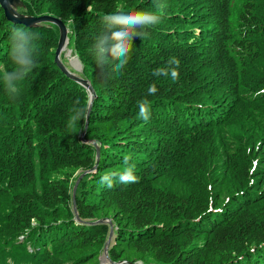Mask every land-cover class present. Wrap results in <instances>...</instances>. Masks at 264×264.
<instances>
[{
  "label": "trees",
  "instance_id": "trees-1",
  "mask_svg": "<svg viewBox=\"0 0 264 264\" xmlns=\"http://www.w3.org/2000/svg\"><path fill=\"white\" fill-rule=\"evenodd\" d=\"M22 2L18 12L67 26L95 96L81 137L89 94L54 62L58 26L11 22L0 6V72L13 67L14 27L39 34L18 96L0 80V264H100L110 228L100 218L113 225L114 264H264V0ZM156 3L161 21L133 38L127 64L100 68L90 48L102 18ZM171 57L179 79L153 75ZM126 154L138 182L102 187Z\"/></svg>",
  "mask_w": 264,
  "mask_h": 264
},
{
  "label": "clouds",
  "instance_id": "clouds-1",
  "mask_svg": "<svg viewBox=\"0 0 264 264\" xmlns=\"http://www.w3.org/2000/svg\"><path fill=\"white\" fill-rule=\"evenodd\" d=\"M157 11L136 10L133 12L118 8L102 18L103 30L95 37L90 52L94 55L97 65L103 68L109 65L111 71L119 73L127 64L129 53L134 37L143 38L147 35L145 29L158 24L163 16L165 5L156 3ZM89 10V9H87ZM39 34L23 26L14 27L10 35V59L13 67L10 70L0 72V80L3 81L5 91L11 98L18 96L21 82L28 73L35 69L37 64L35 41ZM167 67L154 70L155 76L170 77L172 81L179 79L180 60L176 57L169 58ZM149 95L157 92L155 84L148 87ZM138 115L145 122L150 119V103L147 99L138 101ZM71 120L82 118L83 109H74ZM130 156L123 157L125 167L118 172H105L100 176V185L106 188H113L119 184H130L138 182L139 177L135 175V166L130 164Z\"/></svg>",
  "mask_w": 264,
  "mask_h": 264
},
{
  "label": "water",
  "instance_id": "water-1",
  "mask_svg": "<svg viewBox=\"0 0 264 264\" xmlns=\"http://www.w3.org/2000/svg\"><path fill=\"white\" fill-rule=\"evenodd\" d=\"M22 5H23L22 0H0V6L3 9L4 15L7 18V20H9L11 22L21 23V24H24L26 26H37L41 22H51V23L58 26L60 33H59L58 44H57V47L55 49L54 62L56 63L57 67L65 75H67L70 79L74 80L75 82H77L81 86H83L89 94V102H88V107H87V112H86V120H85V127H86L88 115H89V112L91 109V104H92L93 98L95 96V91L87 79L80 77L76 72L70 71L61 61L60 55L66 49L65 46H67V44H68L66 26L64 25V23L59 18L50 16V15L44 14V15H40V16H33V15L22 14V13L18 12V7H20ZM77 60H78V58H77ZM78 64L80 66H79V69L75 68L76 71L81 70V63L79 60H78ZM91 142L96 146L95 162L97 163L99 160V147L95 143V141L92 140ZM95 167H96V165H94L91 169L84 171L81 174V176L88 171H92L93 169H95ZM81 176H79L77 178L75 185L73 187L74 190H75ZM73 210L75 212L76 218L79 219L77 216V213H76V207H75L74 200H73ZM103 221L108 222L110 228H109L108 238H107L105 246H104V250L102 252V255L100 256V264H114V262L110 261V259L108 257V253H107V246H108L109 242L111 241L112 235H113L112 223L110 222L109 219H105V218L99 219V220L94 221L92 223L96 224V223H101ZM123 262H121V263H123ZM128 264H130V263H128ZM131 264H140V263H131Z\"/></svg>",
  "mask_w": 264,
  "mask_h": 264
},
{
  "label": "rangeland",
  "instance_id": "rangeland-1",
  "mask_svg": "<svg viewBox=\"0 0 264 264\" xmlns=\"http://www.w3.org/2000/svg\"><path fill=\"white\" fill-rule=\"evenodd\" d=\"M53 24V23H52ZM65 25V24H64ZM66 26V25H65ZM66 28H67V26H66ZM67 31H68V28H67ZM57 47V46H56ZM54 53H55V51H54ZM62 55H63V57L65 58V62H66V65L69 67V68H71L72 70L71 71H73V72H80L81 70H78V71H76V69L75 68H77V69H79V64H78V60H77V57H76V55H74L72 52H71V50L68 48V44H67V46H66V49L62 52ZM90 111H91V109H90ZM87 112V111H86ZM90 113V112H89ZM87 125H88V120H87ZM86 128H87V126L86 127H84V129H83V131H82V136L81 137H83V135L85 134V131H86ZM86 142H89V141H87V140H85ZM92 141V140H91ZM100 219H102V218H100ZM20 239H22V236H20ZM111 242H112V239H111V241L109 242V244H108V246H107V249L109 248V246H110V244H111ZM105 246V245H104ZM103 250H104V247H103ZM128 262V263H132V262H130V261H127V260H122V262ZM134 263H140V262H134ZM141 264V263H140Z\"/></svg>",
  "mask_w": 264,
  "mask_h": 264
},
{
  "label": "bare ground",
  "instance_id": "bare-ground-1",
  "mask_svg": "<svg viewBox=\"0 0 264 264\" xmlns=\"http://www.w3.org/2000/svg\"><path fill=\"white\" fill-rule=\"evenodd\" d=\"M66 47V46H65Z\"/></svg>",
  "mask_w": 264,
  "mask_h": 264
}]
</instances>
